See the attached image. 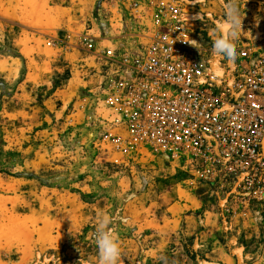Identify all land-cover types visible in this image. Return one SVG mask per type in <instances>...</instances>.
<instances>
[{
	"label": "rangeland",
	"instance_id": "obj_1",
	"mask_svg": "<svg viewBox=\"0 0 264 264\" xmlns=\"http://www.w3.org/2000/svg\"><path fill=\"white\" fill-rule=\"evenodd\" d=\"M183 1L195 5L193 40L212 46L221 0ZM129 2L0 0V264H98L100 213L122 264H264V218L227 215L215 189L186 185L160 156L102 146L116 130L103 120L100 56L136 51L152 29ZM228 3L235 48L264 50V0Z\"/></svg>",
	"mask_w": 264,
	"mask_h": 264
},
{
	"label": "built area",
	"instance_id": "obj_2",
	"mask_svg": "<svg viewBox=\"0 0 264 264\" xmlns=\"http://www.w3.org/2000/svg\"><path fill=\"white\" fill-rule=\"evenodd\" d=\"M183 0H130L147 41L108 49L100 84L107 131L101 144L128 157L150 153L183 173L186 185L215 189L229 216L264 218V50L237 46L218 73L196 50ZM109 144L111 147H108Z\"/></svg>",
	"mask_w": 264,
	"mask_h": 264
},
{
	"label": "clouds",
	"instance_id": "obj_3",
	"mask_svg": "<svg viewBox=\"0 0 264 264\" xmlns=\"http://www.w3.org/2000/svg\"><path fill=\"white\" fill-rule=\"evenodd\" d=\"M225 9L224 18L218 25L221 35L213 41L211 55L225 63H234L237 52L235 49L236 30L240 27L239 12L234 3L221 0ZM191 43L197 47L196 41ZM96 245L99 250L98 264H122L121 246L116 229L112 226V217L106 213H100L95 232Z\"/></svg>",
	"mask_w": 264,
	"mask_h": 264
},
{
	"label": "crops",
	"instance_id": "obj_4",
	"mask_svg": "<svg viewBox=\"0 0 264 264\" xmlns=\"http://www.w3.org/2000/svg\"><path fill=\"white\" fill-rule=\"evenodd\" d=\"M262 47H264V44L262 45ZM211 48H212V46H209L208 43L204 40L199 42V47L196 46V50L199 52H202V53L203 52H211ZM204 57L206 58L205 55H204ZM206 60L208 61L209 65L212 67V69L218 73L222 72L223 70L227 71V68L229 67V64L225 63L222 60L216 59L214 57H212V59H210V60L206 58ZM214 60H216V61H214ZM184 218L187 221V219L192 218V215H187V216L185 215V216L181 217V219H184Z\"/></svg>",
	"mask_w": 264,
	"mask_h": 264
},
{
	"label": "bare ground",
	"instance_id": "obj_5",
	"mask_svg": "<svg viewBox=\"0 0 264 264\" xmlns=\"http://www.w3.org/2000/svg\"><path fill=\"white\" fill-rule=\"evenodd\" d=\"M90 90V89H89ZM96 92V91H95ZM87 93V92H86ZM87 97V96H86ZM83 102V101H82ZM97 104V103H96ZM116 132V131H115Z\"/></svg>",
	"mask_w": 264,
	"mask_h": 264
}]
</instances>
